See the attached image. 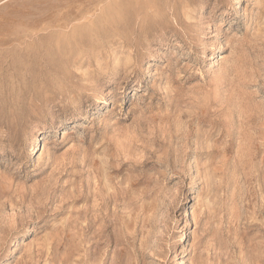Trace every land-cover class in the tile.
<instances>
[{
	"label": "rangeland",
	"instance_id": "rangeland-1",
	"mask_svg": "<svg viewBox=\"0 0 264 264\" xmlns=\"http://www.w3.org/2000/svg\"><path fill=\"white\" fill-rule=\"evenodd\" d=\"M0 264H264V0H0Z\"/></svg>",
	"mask_w": 264,
	"mask_h": 264
},
{
	"label": "bare ground",
	"instance_id": "bare-ground-1",
	"mask_svg": "<svg viewBox=\"0 0 264 264\" xmlns=\"http://www.w3.org/2000/svg\"><path fill=\"white\" fill-rule=\"evenodd\" d=\"M223 46H224V47H223L221 53L218 52L219 54H218V53H215V54L213 55V59L210 60L211 62L208 64L209 66H211V67L208 66L209 68H213V67H215L216 64H217V62H218L219 60H222V59L227 58V56H228V53H227V52L230 50V46L228 45L227 42H225ZM217 59H218V60H217ZM118 64H120V58H119V57H117L114 66L117 67ZM86 116H87V114L85 113L82 117L85 118ZM51 124H54V119L51 120ZM42 130H43V132L45 131L44 129H42ZM43 132H42V133H43Z\"/></svg>",
	"mask_w": 264,
	"mask_h": 264
}]
</instances>
